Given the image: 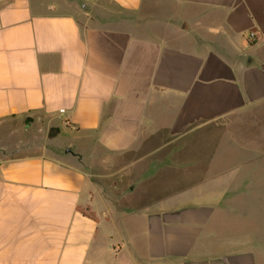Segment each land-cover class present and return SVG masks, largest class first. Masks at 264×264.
I'll use <instances>...</instances> for the list:
<instances>
[{"label":"crops","instance_id":"crops-1","mask_svg":"<svg viewBox=\"0 0 264 264\" xmlns=\"http://www.w3.org/2000/svg\"><path fill=\"white\" fill-rule=\"evenodd\" d=\"M263 180L264 0H0V264H264Z\"/></svg>","mask_w":264,"mask_h":264},{"label":"rangeland","instance_id":"rangeland-1","mask_svg":"<svg viewBox=\"0 0 264 264\" xmlns=\"http://www.w3.org/2000/svg\"><path fill=\"white\" fill-rule=\"evenodd\" d=\"M166 136V133L160 134L159 140L162 141V139ZM163 137V138H162ZM163 143V142H159ZM157 143V144H159ZM156 144V143H155ZM155 144H152L155 145ZM161 145V144H160ZM167 149V148H166ZM165 149H162L161 153L158 156V160L160 159L161 162L163 161V158L165 157V152H163ZM156 160L155 158L149 159L144 158L142 161L143 166L149 165V162ZM144 170V169H142ZM159 172L157 174H145L142 172L135 173L134 165L130 164L123 168L121 172L117 175H115L112 178H109L108 180L116 179L118 180L119 186L118 188L120 190L125 189L126 187L130 186L131 188L133 185H137L134 191H129L128 189L125 190L126 200L127 202H131L132 204H144L149 201V193L153 192L154 189H158L160 187H163L170 183L171 177L167 174V169L162 168L158 170ZM255 176V182H258L261 184V178ZM264 181V180H263ZM264 183V182H263ZM159 190V189H158ZM115 194L117 192H114ZM251 209L250 211L253 213L252 216L247 220L245 218V222H238L236 224H233L236 228L237 232L233 233L237 236L239 235H246L248 238L239 239V241H242L246 243V246H253L257 250H261V246L263 245L264 248V207H263V213H261L262 208L252 206L251 208H247V210ZM126 210V209H125ZM263 216V217H262ZM263 227V228H262ZM232 233V232H231ZM263 236V237H262ZM260 252V251H259ZM262 260L264 261V255H261Z\"/></svg>","mask_w":264,"mask_h":264},{"label":"built area","instance_id":"built-area-1","mask_svg":"<svg viewBox=\"0 0 264 264\" xmlns=\"http://www.w3.org/2000/svg\"><path fill=\"white\" fill-rule=\"evenodd\" d=\"M258 39V35H257V32L255 31H251L250 34H249V40L251 42H254Z\"/></svg>","mask_w":264,"mask_h":264}]
</instances>
